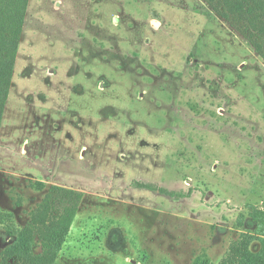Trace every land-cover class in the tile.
<instances>
[{"label": "rangeland", "instance_id": "1", "mask_svg": "<svg viewBox=\"0 0 264 264\" xmlns=\"http://www.w3.org/2000/svg\"><path fill=\"white\" fill-rule=\"evenodd\" d=\"M245 26L264 54V0H29L0 124V264L67 191L81 201L56 264H219L255 235L264 58Z\"/></svg>", "mask_w": 264, "mask_h": 264}, {"label": "trees", "instance_id": "2", "mask_svg": "<svg viewBox=\"0 0 264 264\" xmlns=\"http://www.w3.org/2000/svg\"><path fill=\"white\" fill-rule=\"evenodd\" d=\"M1 3H4L8 28L2 27L0 30V124L4 102L7 98V89L11 83L16 64L29 0H0ZM237 6L245 11L243 3H238ZM248 14H253L251 7L248 8ZM228 17L227 15L224 18L228 19ZM3 20L6 21V17L0 16V22ZM249 26H245V33L255 50L262 54L261 41L250 30ZM252 27L254 28V26ZM262 57L264 58V54ZM52 190L63 191L58 187H53ZM67 192H70L68 199L63 201L60 208H57L53 194L46 196L35 213L30 227L17 237L6 254L7 264L9 261H17L21 264H56L78 215L81 201V197L75 192ZM162 193L173 195L167 192ZM249 208L251 209L250 216L257 225L256 234H243L238 241L232 243L219 264H264V211L252 205H249ZM36 237L40 240L43 249L40 255L35 254ZM254 242L260 244L258 251L251 250L250 246Z\"/></svg>", "mask_w": 264, "mask_h": 264}]
</instances>
